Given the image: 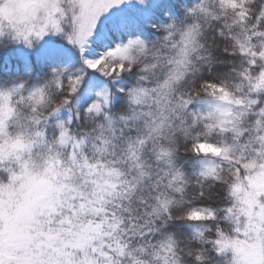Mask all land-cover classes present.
<instances>
[{
	"label": "snow or ice",
	"instance_id": "6c2138e0",
	"mask_svg": "<svg viewBox=\"0 0 264 264\" xmlns=\"http://www.w3.org/2000/svg\"><path fill=\"white\" fill-rule=\"evenodd\" d=\"M0 264H264V0H0Z\"/></svg>",
	"mask_w": 264,
	"mask_h": 264
}]
</instances>
